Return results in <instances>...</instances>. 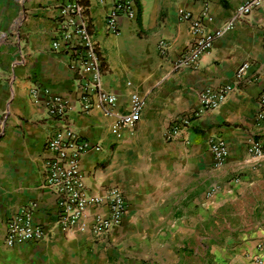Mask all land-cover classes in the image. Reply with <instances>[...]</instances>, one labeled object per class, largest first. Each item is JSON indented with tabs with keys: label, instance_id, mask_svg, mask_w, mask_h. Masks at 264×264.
I'll use <instances>...</instances> for the list:
<instances>
[{
	"label": "crops",
	"instance_id": "obj_1",
	"mask_svg": "<svg viewBox=\"0 0 264 264\" xmlns=\"http://www.w3.org/2000/svg\"><path fill=\"white\" fill-rule=\"evenodd\" d=\"M65 1L0 0V264H248L264 223V155L247 152L249 139L264 146V124L254 122L264 90V9L216 39L197 68L177 69L175 60L193 40L179 12L198 16L206 8L207 27L217 29L242 0H136V19L119 18L115 34L105 30L114 0H80L116 110L128 108L130 91L144 101L134 128L117 139L113 117L78 112V75L65 52L52 50L57 7ZM245 62L249 68L236 82ZM32 84L66 98L79 135L101 146L79 161L88 194L110 187L124 193L121 224L101 238L91 226L96 215H108L106 205L90 207L69 233L55 224L56 198L43 165L57 122L31 99ZM225 85L232 90L218 109L193 119L177 140L163 139L177 118L197 109L200 92ZM213 138L227 145L221 168L208 150ZM211 188L217 190L207 196ZM29 203L50 238L8 247L5 222Z\"/></svg>",
	"mask_w": 264,
	"mask_h": 264
},
{
	"label": "built area",
	"instance_id": "obj_2",
	"mask_svg": "<svg viewBox=\"0 0 264 264\" xmlns=\"http://www.w3.org/2000/svg\"><path fill=\"white\" fill-rule=\"evenodd\" d=\"M136 0H114L105 18V30L115 34L118 20L124 17L136 19ZM264 9V0H242L231 12L230 17L217 29H209L207 23L212 22L208 10L198 16L183 10L178 18L190 26L193 40L190 47L175 60L177 69H195L201 58L213 47L216 39L232 31L243 22L253 11ZM57 31L52 42V50L65 52L68 55L69 67L78 75V112L88 113L99 109L105 116L113 117L111 133L120 138L122 129H133L138 122L144 107V101L133 91L129 93L128 108L125 111L116 110V96L106 91L101 83V65L96 44L89 33L87 19L80 0H66L57 7ZM158 49L165 54L167 44L159 42ZM249 64H241L235 74L236 82L243 79ZM131 88V83H126ZM231 86L225 85L216 89H204L198 95V107L177 118L163 133L166 142L177 140L193 119L204 113L218 109L231 91ZM29 95L34 103L42 105L47 116L57 122L54 133L46 142V150L51 157L44 162L45 181L56 198L55 224L63 233H69L80 228L82 220L90 207L106 205L108 215H96L91 226L92 235L96 238L105 236L112 228L118 227L127 211L124 193L118 187H110L104 194L90 196L86 190L83 176L80 172V158L89 151L99 152L101 146L92 144L82 138L69 119L72 112L70 102L48 87L32 84ZM260 109L254 116L257 125L264 124V90L258 98ZM208 150L212 156L214 168H221L226 163L228 149L222 138H213L208 142ZM247 152L253 158L264 155L263 144L255 139L247 142ZM217 188H211L210 196ZM36 204L21 206L5 222V244L15 247L27 243H38L50 238L49 230L38 224L35 219ZM262 236L255 244L254 253L248 264H264V223Z\"/></svg>",
	"mask_w": 264,
	"mask_h": 264
}]
</instances>
